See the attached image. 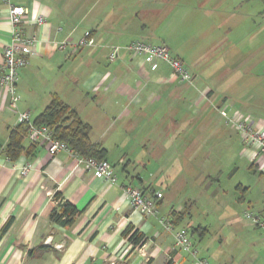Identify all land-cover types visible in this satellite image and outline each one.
<instances>
[{"label": "crops", "instance_id": "crops-1", "mask_svg": "<svg viewBox=\"0 0 264 264\" xmlns=\"http://www.w3.org/2000/svg\"><path fill=\"white\" fill-rule=\"evenodd\" d=\"M10 1L45 23L25 27L39 43L19 72L16 110L0 89L1 152L18 112H29L34 121L55 95L90 126V140L105 149L117 182L75 167L64 151L50 157L36 146L15 161L1 155L0 264H196L197 252L177 247L175 236L207 231L192 222L196 200L188 181L199 161L208 163L214 146L236 134L219 110L264 123L262 44L251 27L261 4L244 12L232 0ZM6 11L0 0V63L10 42ZM86 34L95 45L77 50ZM132 41L166 46L183 61L191 82H176L166 63L151 69L127 53L123 48ZM63 42L70 45L61 50ZM113 47L121 50L110 63ZM23 145H31L26 137ZM237 159L263 173L264 159L253 161L250 150L242 147ZM24 165L29 171L20 176L13 166ZM124 186L160 194L157 215L134 212ZM62 201L79 211L68 227L49 218ZM129 228L143 236L142 245L124 236Z\"/></svg>", "mask_w": 264, "mask_h": 264}, {"label": "rangeland", "instance_id": "rangeland-1", "mask_svg": "<svg viewBox=\"0 0 264 264\" xmlns=\"http://www.w3.org/2000/svg\"><path fill=\"white\" fill-rule=\"evenodd\" d=\"M229 4L244 7V12L261 4L253 19L255 27H251L256 42L262 44L264 63V0H232ZM227 137V144L213 147L208 163H197V175L188 181L196 200L190 211L192 222L207 230L201 234L189 230L191 251L209 264H264V232L246 218L250 214L264 221V172L259 173L246 159L238 160L242 148L239 137L233 131ZM227 215L236 220L222 221Z\"/></svg>", "mask_w": 264, "mask_h": 264}, {"label": "built area", "instance_id": "built-area-1", "mask_svg": "<svg viewBox=\"0 0 264 264\" xmlns=\"http://www.w3.org/2000/svg\"><path fill=\"white\" fill-rule=\"evenodd\" d=\"M3 2L7 8L6 15L10 25V42L2 51L0 89L7 96L10 107L16 110L17 103L19 102L17 94L19 72L28 66L29 59L39 43L34 34H26L25 27L30 24L40 26L45 23V18L42 15L30 14L28 9L15 5L10 0H3ZM68 45H70L69 42H63L59 45V49L64 50ZM94 45V39L89 34H86L74 47L78 50L85 47H93ZM123 49L127 53L141 59L142 63L149 65L151 69H155L158 62L166 63L171 70L172 78L178 83H190L192 80L191 74L183 61L173 56L164 45H152L142 41H132ZM119 50H121L119 47L111 48L107 61L110 63L115 62ZM219 114L236 132L242 147L251 151L253 161L259 158L264 159V123L238 111L229 113L227 110H219ZM17 119L18 124H27L26 139L30 144L44 148L50 157H54L61 151L68 152L76 162L75 167L82 165L84 169L94 171L101 180L116 184L117 177L112 166L106 160L97 161L95 159L79 157L65 143L58 141L54 137L53 129L45 125H34L29 112H18ZM1 155L3 153L0 150V166L2 165ZM5 160L8 161L7 158ZM13 169L17 170L16 172L20 176H25L29 171L27 165L20 168L13 166ZM260 170L264 172V164ZM123 193L134 212H138L144 216L157 215V200L161 198L160 194L146 196L141 189L131 186H124ZM246 218L251 219L264 232V221L252 217L250 214H246ZM161 222L165 228L169 229L167 222ZM175 245L185 251H190L191 249L190 241L183 232L176 233ZM192 254L196 257V252H192ZM196 264L208 263L206 259L197 258Z\"/></svg>", "mask_w": 264, "mask_h": 264}, {"label": "trees", "instance_id": "trees-1", "mask_svg": "<svg viewBox=\"0 0 264 264\" xmlns=\"http://www.w3.org/2000/svg\"><path fill=\"white\" fill-rule=\"evenodd\" d=\"M33 124L36 126L45 125L53 129L54 137L65 143L79 157L97 161L105 160V149L90 140V126L82 122L76 111L61 102L57 96L51 97L47 106L34 119ZM27 129L28 126L25 123H17L10 129L7 145L3 149V154L9 161H15L22 154L30 155L36 147L34 144L27 148L23 145ZM53 198L60 200L61 194L55 193ZM58 205H60L58 208L51 211L50 221L62 227L70 226L79 211L66 201H62ZM124 236L133 245L140 246L144 242L143 236L131 228L124 232ZM166 264H171V262Z\"/></svg>", "mask_w": 264, "mask_h": 264}]
</instances>
